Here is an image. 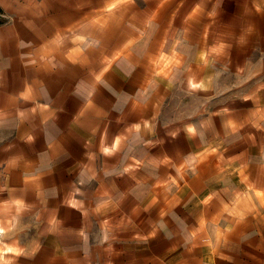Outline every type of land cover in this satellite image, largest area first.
<instances>
[{"label":"crops","instance_id":"obj_1","mask_svg":"<svg viewBox=\"0 0 264 264\" xmlns=\"http://www.w3.org/2000/svg\"><path fill=\"white\" fill-rule=\"evenodd\" d=\"M0 264H264V0H0Z\"/></svg>","mask_w":264,"mask_h":264},{"label":"rangeland","instance_id":"obj_2","mask_svg":"<svg viewBox=\"0 0 264 264\" xmlns=\"http://www.w3.org/2000/svg\"><path fill=\"white\" fill-rule=\"evenodd\" d=\"M186 99H187V101H191V105H193V107L200 106L201 104H203L200 95H195V94L193 96L187 95ZM173 104L175 105V103H173ZM174 111H175L174 109L167 107L165 110V114L166 115H170L172 113L174 114ZM193 112L196 113L197 111H193Z\"/></svg>","mask_w":264,"mask_h":264}]
</instances>
